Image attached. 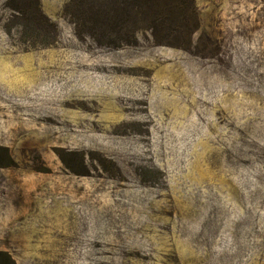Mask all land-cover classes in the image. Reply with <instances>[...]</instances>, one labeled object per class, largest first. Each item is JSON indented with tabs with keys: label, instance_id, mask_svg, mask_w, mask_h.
<instances>
[{
	"label": "rangeland",
	"instance_id": "rangeland-1",
	"mask_svg": "<svg viewBox=\"0 0 264 264\" xmlns=\"http://www.w3.org/2000/svg\"><path fill=\"white\" fill-rule=\"evenodd\" d=\"M69 2L0 0V264H264V0L118 47Z\"/></svg>",
	"mask_w": 264,
	"mask_h": 264
},
{
	"label": "trees",
	"instance_id": "trees-1",
	"mask_svg": "<svg viewBox=\"0 0 264 264\" xmlns=\"http://www.w3.org/2000/svg\"><path fill=\"white\" fill-rule=\"evenodd\" d=\"M86 1L70 0L67 15L76 26L96 37L98 43H102V37V44L113 47L136 42L134 26L131 28L136 15L141 20L135 29L150 31L157 44H170V23L178 17L184 18L187 31L192 33L198 28L195 0H90L93 6L81 9ZM87 12L90 15L85 16Z\"/></svg>",
	"mask_w": 264,
	"mask_h": 264
},
{
	"label": "crops",
	"instance_id": "crops-1",
	"mask_svg": "<svg viewBox=\"0 0 264 264\" xmlns=\"http://www.w3.org/2000/svg\"><path fill=\"white\" fill-rule=\"evenodd\" d=\"M8 179L7 180H13V176H7Z\"/></svg>",
	"mask_w": 264,
	"mask_h": 264
}]
</instances>
